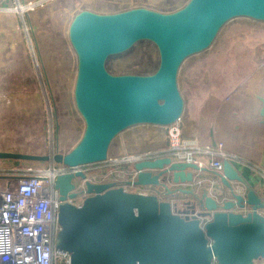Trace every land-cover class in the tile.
<instances>
[{
    "label": "water",
    "instance_id": "water-1",
    "mask_svg": "<svg viewBox=\"0 0 264 264\" xmlns=\"http://www.w3.org/2000/svg\"><path fill=\"white\" fill-rule=\"evenodd\" d=\"M237 18L264 22V0H189L160 12L136 7L102 14L82 10L68 36L77 56L74 101L85 129L65 154L35 155L0 151V160L68 167L106 162L116 137L140 126L170 127L182 117L185 101L179 72L188 58L208 50L223 27ZM153 43L159 65L150 75H115L107 61L137 43ZM260 116L264 117V97ZM134 179L93 182L83 171L57 178L62 202L56 248L70 264H257L264 260V196L245 182L230 161L213 173L230 193L218 199L195 185V163L170 157L131 165ZM81 179L79 190L74 179ZM233 182L244 186L243 192ZM126 187L152 188V194ZM264 194V191H263ZM85 196L81 205L76 202ZM249 209V210H247ZM247 210V212H245ZM207 220V221H205Z\"/></svg>",
    "mask_w": 264,
    "mask_h": 264
},
{
    "label": "rangeland",
    "instance_id": "rangeland-1",
    "mask_svg": "<svg viewBox=\"0 0 264 264\" xmlns=\"http://www.w3.org/2000/svg\"><path fill=\"white\" fill-rule=\"evenodd\" d=\"M188 1L189 0H55L44 9H38L29 13L36 14L37 16L34 21L37 24L34 31L35 39L32 36L31 30L28 32L24 31L21 26L25 23L27 24L28 18L30 21L31 17L29 14L24 17L20 16L16 11L15 5H13V10L10 12L17 13L16 15L21 25L18 26L19 30L13 33L11 48H9L10 43L8 41L4 42L8 48H5V54L2 53L0 57V151L49 155L51 150L55 148L59 150V153L65 154L74 148L80 141L85 129V124L76 109L74 101L77 56L70 44L68 36L70 23L77 13L82 10H91L97 13L111 14L136 7H145L160 12L170 13L182 8ZM243 20L251 19L237 18L234 19V22ZM13 23L15 24L17 22ZM26 37L28 38L27 41H25ZM241 37L243 36L241 35ZM217 39L218 37L216 40ZM215 42L208 50L201 54H206L214 46ZM39 53L40 55L43 54V56L46 54L59 58L60 77L54 79L55 86L52 94L48 93L46 95L42 94L40 91V94L32 93L28 95L26 94V89L23 88L22 85L25 83L27 75L30 77L32 72L39 70L37 65V55ZM247 53L248 49H246L245 55L242 56L244 59L246 58L245 69L243 65L241 72L239 71L237 74L234 73L232 82H229L226 87H215L216 81L210 77V75H212V68L206 71L207 76L210 78L207 80V88L205 89H211L212 92H214L213 90L216 88L215 92L221 91L219 94L213 93L212 98H215L213 99L214 101H217L218 97L225 98L229 95L238 84L237 81L240 85L238 89L243 91L249 90L250 82L246 83V80H251L254 77L259 79L264 78V58H260L261 60L259 62H253L251 69H247ZM262 53H264L262 47H254L252 49L253 61L258 54ZM192 57L185 60L180 71ZM158 65L159 52L157 47L151 42L142 41L137 43L129 51L111 57L107 61L106 67L109 72L115 75H150L157 70ZM236 76L238 77L237 81L234 80ZM181 85V87H183L182 77ZM196 89H198V87H194L193 91ZM35 90L36 89L32 88L30 92ZM200 94L191 96V94L185 93L184 95L187 97L189 103H191L195 97H200ZM168 131L169 127L140 125L124 131L116 137L114 142L126 132H135L139 134V138L140 136L142 137L132 142V147H135L142 144L145 145L152 137L150 133H161L164 135L166 143L169 146ZM113 144L109 150V159L106 162L82 167L90 181L110 182L112 177L111 174L108 173L109 171L115 168L119 169L121 166L132 165L127 163L115 166L112 165L111 162L115 159L127 161L131 155V148L126 147L123 155L119 156L120 158H116L117 155H115ZM12 161L13 160H0V176H2L1 181H3L0 182V191H3V188H5L6 182H13L11 190H15V176L18 175L19 172H22V170H25L26 167L34 166L37 168L48 165V163L42 162L20 161V163L14 161L17 162L14 163ZM74 182L77 187L81 185L82 188L79 186V190L85 188L84 182L81 179L76 178ZM84 198L85 196L83 195L76 204L81 205Z\"/></svg>",
    "mask_w": 264,
    "mask_h": 264
},
{
    "label": "crops",
    "instance_id": "crops-1",
    "mask_svg": "<svg viewBox=\"0 0 264 264\" xmlns=\"http://www.w3.org/2000/svg\"><path fill=\"white\" fill-rule=\"evenodd\" d=\"M16 1L0 0V57L2 53L5 54V48L7 47L4 42L8 41L10 43L9 48H11L13 33L17 32L19 30L18 26L21 25L19 24L17 13L10 12L13 10L12 7ZM30 17V30L35 39L34 31L37 24L34 21L37 16L36 14H30ZM249 21L254 20L235 22L233 20V22L227 23L221 30L214 46L206 54L194 55L183 66L179 74V84L185 101V108L181 119L175 125L181 128L182 138L185 140H196L202 146H216L222 142L226 151L238 155L240 161L232 162L233 166L239 172L245 182V186L251 187L263 197L264 117L260 116L262 103L258 96L264 97V78L254 77L251 80H246V83L250 82L249 90L242 91L238 89L240 85L236 76L234 80L238 84L235 89L225 98L218 97L217 101L213 100L215 98H212V95L213 93L219 94L221 91L215 92L216 88L213 90L214 92L211 89H205L207 88V80L210 77L215 79V87H226L229 82H232L233 74L241 72L243 65L245 69L246 58L244 59L242 56L245 55L246 49H248L247 69H251L253 62H259L264 58V53H262L258 54L254 61L252 59V49L254 47H262L264 49V22ZM13 22L17 23L14 24ZM21 26L23 29L25 24ZM27 37L25 41H27ZM37 61L39 70L32 72L30 77L27 75L22 87L26 89L25 91L28 95L32 93L40 94V91L42 94H52L55 86L54 79L60 77L59 58L46 54L43 56V54L40 55L39 53ZM209 68H212L210 77L206 74ZM181 77L183 79V87H181ZM194 87H198V89L193 91ZM32 88L36 90L30 92ZM185 93L191 94V96L201 94L200 97H195L193 102L189 103L184 95ZM150 134H152V137L145 145L142 144L135 147H132V142L142 137L140 136L139 138V134L135 132L123 134L113 144L115 155H117L116 158H120L119 156L123 155L126 147L131 148L130 156L142 157L147 154L149 156L150 154H162L163 150L168 147L164 135L161 133ZM199 159L202 160L206 166L205 168L210 170L208 167L210 158L201 156ZM108 173L111 174V181L119 184L131 180L132 176H134L131 166H121V168H115ZM1 178L2 176H0V182H3ZM12 183L6 182L5 188L13 185ZM195 185L199 189H207L208 193L214 198H230V193L213 173V170L196 172ZM232 185L239 192H243L244 186L242 184L233 182ZM126 189L131 192L145 194L155 192L152 188L126 187ZM262 213L264 214V211ZM257 264H264V260L257 262Z\"/></svg>",
    "mask_w": 264,
    "mask_h": 264
},
{
    "label": "built area",
    "instance_id": "built-area-1",
    "mask_svg": "<svg viewBox=\"0 0 264 264\" xmlns=\"http://www.w3.org/2000/svg\"><path fill=\"white\" fill-rule=\"evenodd\" d=\"M53 1L17 0L14 5L19 15L24 17L44 9ZM23 30L30 31L29 18ZM168 132L169 146L162 154L130 156L127 161L115 159L112 165H133L140 160L170 157L176 162L195 163L204 168L206 166L199 159L204 156L210 158V170L221 173L224 161H240L238 155L225 150L222 142L216 146H202L196 140H185L181 128L175 124L169 127ZM57 153L59 150L54 148L50 156ZM47 163L37 168L26 167L15 176V190H11V185L0 191V264H70L69 254L56 248V239L61 230L58 214L62 202L55 182L61 175L83 171V166L68 167L53 160ZM133 174L131 179L135 177Z\"/></svg>",
    "mask_w": 264,
    "mask_h": 264
},
{
    "label": "trees",
    "instance_id": "trees-1",
    "mask_svg": "<svg viewBox=\"0 0 264 264\" xmlns=\"http://www.w3.org/2000/svg\"><path fill=\"white\" fill-rule=\"evenodd\" d=\"M99 173V172H98Z\"/></svg>",
    "mask_w": 264,
    "mask_h": 264
}]
</instances>
